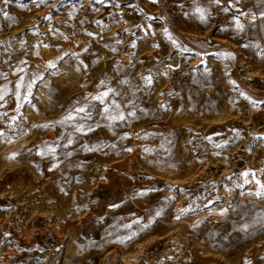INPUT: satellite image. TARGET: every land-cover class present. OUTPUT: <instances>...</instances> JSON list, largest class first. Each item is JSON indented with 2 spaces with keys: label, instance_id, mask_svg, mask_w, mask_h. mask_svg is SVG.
<instances>
[{
  "label": "rangeland",
  "instance_id": "rangeland-1",
  "mask_svg": "<svg viewBox=\"0 0 264 264\" xmlns=\"http://www.w3.org/2000/svg\"><path fill=\"white\" fill-rule=\"evenodd\" d=\"M0 8V264H264V2Z\"/></svg>",
  "mask_w": 264,
  "mask_h": 264
},
{
  "label": "snow or ice",
  "instance_id": "snow-or-ice-1",
  "mask_svg": "<svg viewBox=\"0 0 264 264\" xmlns=\"http://www.w3.org/2000/svg\"><path fill=\"white\" fill-rule=\"evenodd\" d=\"M10 0H0V4L4 5V6H7L9 4ZM41 2H45V0H41ZM98 2L100 3H103L104 0H98ZM153 3L157 2V0H152ZM211 2L213 3H219L220 0H211ZM261 2H264V0H261ZM228 9L225 8L224 11H227ZM198 14H199V19L201 21H204L206 19V9H203V8H200V7H197L196 10H195ZM0 12H3L4 16L7 17L8 16V13L6 11H3V8H0ZM241 15H247L245 13H241ZM260 16L262 19H264V12H261L260 13ZM235 21H236V27L238 30H243V24L240 23L239 21V17H236L234 18ZM252 19V22L255 21L256 17L253 15L251 17ZM99 23V22H98ZM89 35H93L92 33H89ZM165 36L169 39V40H172V37L171 35L167 32V29H165ZM173 43H175V41L173 40L172 41ZM119 43V42H118ZM133 47H135V44L132 45ZM45 47H47V45H45ZM85 51H87V49H85ZM229 57H231V54L229 53L228 54ZM55 65L53 64H49L48 67H54ZM24 69L21 68L19 69V71H23ZM144 84L145 85H150L152 83V78L151 76H147V77H144ZM103 84V81L101 82ZM121 83H127L126 81H121ZM23 86V77L20 78V81L16 84V88L19 89ZM27 89L28 91L30 92L31 91V84L27 85ZM112 93L114 95H118V93L115 92L114 89L112 88H108L106 91L98 94L97 96H94L93 97V100H96V101H99L101 105H105V100L106 98L109 97V94ZM4 99V94L3 92H0V100H3ZM112 105L114 106L115 109H119L120 108V104L118 102H116L115 100L112 101ZM76 113H85V117L84 118H91L90 117V113L87 112L86 110V107H80V108H76L74 110ZM101 114L105 116V118L109 119L110 121H117V120H120V121H123L125 119V116L123 115V113L121 112H117V114L113 115L111 114L110 112V109L107 105H105L102 110H101ZM129 116H135V112L134 111H130L128 113ZM75 117L73 115H69L65 118L66 121H71L73 120ZM64 121H61V123H63ZM93 129L91 128V126L88 127L87 131H92ZM75 131L77 132H81L83 133L85 131L84 129V126L83 125H79V126H76L75 128ZM73 143L72 139L69 138L68 141H67V144L64 145V147H67L69 145H71ZM91 150V149H89ZM128 151H131V149H127ZM55 153V149L54 148H48L47 149V152H42L40 153L41 155H46V154H54ZM67 155H71V153H67ZM57 165H54L53 167H56ZM245 176L248 175V173H244ZM253 177H255V174L253 173ZM257 183L259 184L260 181H257ZM261 188L264 189V184H261ZM259 194H264V193H258ZM157 215H159V213H157ZM177 219H179V217H177ZM148 225H144V227H147ZM130 227V226H129ZM248 227V225H244V228L246 229ZM133 236L135 235V233L132 234ZM129 239H131V237H129Z\"/></svg>",
  "mask_w": 264,
  "mask_h": 264
},
{
  "label": "bare ground",
  "instance_id": "bare-ground-1",
  "mask_svg": "<svg viewBox=\"0 0 264 264\" xmlns=\"http://www.w3.org/2000/svg\"><path fill=\"white\" fill-rule=\"evenodd\" d=\"M44 58H48L47 56H45Z\"/></svg>",
  "mask_w": 264,
  "mask_h": 264
}]
</instances>
